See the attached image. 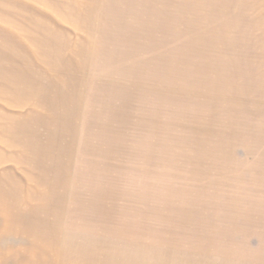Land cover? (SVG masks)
<instances>
[{"label": "rangeland", "instance_id": "rangeland-1", "mask_svg": "<svg viewBox=\"0 0 264 264\" xmlns=\"http://www.w3.org/2000/svg\"><path fill=\"white\" fill-rule=\"evenodd\" d=\"M0 264H264V0H0Z\"/></svg>", "mask_w": 264, "mask_h": 264}, {"label": "crops", "instance_id": "crops-1", "mask_svg": "<svg viewBox=\"0 0 264 264\" xmlns=\"http://www.w3.org/2000/svg\"><path fill=\"white\" fill-rule=\"evenodd\" d=\"M234 79L232 78V83H233ZM246 88L248 90L251 89V82H250V79L246 80ZM233 94L235 95V89L233 88Z\"/></svg>", "mask_w": 264, "mask_h": 264}]
</instances>
